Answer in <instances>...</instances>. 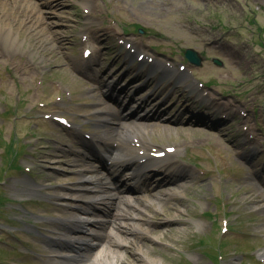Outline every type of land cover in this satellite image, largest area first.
<instances>
[{
    "label": "rangeland",
    "instance_id": "1",
    "mask_svg": "<svg viewBox=\"0 0 264 264\" xmlns=\"http://www.w3.org/2000/svg\"><path fill=\"white\" fill-rule=\"evenodd\" d=\"M33 1L37 7L33 18L38 19L33 27L18 32L19 42L13 46L0 41L1 49H8L0 57V178L4 180L0 203H7L0 209V264L56 263L49 240L59 231L60 219L69 217L79 204L65 193L72 191V197H78L74 187L80 167L70 170L49 153L72 157V149L84 150L82 133L99 134L125 120L143 123V129L150 123L142 145L175 147L172 160L189 177L160 187L155 178L152 188L124 194L131 201L149 196L152 207L135 212L139 216L135 219L158 231L153 239L134 238L137 245L128 239L129 244L121 247L124 264H142L137 260L142 255L153 259L151 264H264L255 257L264 252V0H60L59 5L54 0ZM99 28L108 34H102L92 68L85 70L98 75L99 58V80H113L114 86L103 84L93 91L95 81L77 72L72 62L82 61L83 48L93 47L87 39ZM120 40L135 44L146 54L144 59L131 58ZM189 47L205 56L202 66L186 63L184 52ZM147 56L155 58L152 64L171 65L196 76L205 82L203 91L194 83L196 78H171L173 71L151 67ZM213 57L224 65L217 66ZM149 69L154 72L151 76ZM128 83V94L115 90V85ZM145 83L148 87L139 90ZM131 94L136 100L131 101ZM145 97L154 102L141 104ZM100 99L126 107L117 106L120 116L102 123ZM137 104L143 107L135 113ZM156 105L164 111L160 118V111L153 112ZM208 113L225 117L211 120ZM53 114L67 116L75 128L47 117ZM27 150L31 155H25ZM23 157L24 164L32 167L30 174L24 173ZM92 157L84 156L87 164L102 167ZM103 169L100 172L107 174ZM128 174L124 171L117 183L123 184ZM170 187L180 194L170 199L176 207L166 203L172 214L164 216L156 208L165 194L157 193ZM56 191L62 195L55 196ZM22 200L26 201L17 203ZM98 207L107 211L108 206ZM227 222L229 230L223 232ZM104 223L107 233L111 223Z\"/></svg>",
    "mask_w": 264,
    "mask_h": 264
},
{
    "label": "bare ground",
    "instance_id": "2",
    "mask_svg": "<svg viewBox=\"0 0 264 264\" xmlns=\"http://www.w3.org/2000/svg\"><path fill=\"white\" fill-rule=\"evenodd\" d=\"M54 1H57L56 3L58 5L61 4L60 0ZM35 8L37 7L33 0H0V41H7L11 46L19 42L16 34L18 32L23 33L25 30L32 28L33 23H36L35 20H38L36 16L34 17L35 19L33 18ZM104 33L105 32H102V29L99 28L90 37V41L93 43H99L102 40L101 37ZM6 50L1 49L0 47V57L6 55ZM73 67L79 71L81 70L78 64H73ZM162 72H165V70L162 69ZM177 73L178 72L173 71L171 77L175 78L178 76ZM102 85V83L98 82L93 84V91L99 90ZM122 89L123 91H126L128 86L126 87L124 85ZM99 103L101 106L99 113H103L98 114L99 121L106 123L107 121L115 120V116L119 115V111L116 107H120V105L108 104L101 99ZM118 125L117 127L114 125L108 127L98 134L97 137L102 144L114 148L113 152L119 150L115 156L112 167L116 166L118 169L122 166H126V168H131L133 165L135 166V175L131 177L128 176L127 180H135L136 183L141 180V183L144 185L149 184V186H152L153 183L156 182L155 185L160 187L164 184L175 185L180 179L189 177L182 168L180 170L176 168L171 169L164 174L166 179L164 178V175V177H160L161 174H159L154 182H151L150 178L152 173L158 172L155 169V166L160 164L161 167H165L159 171V173H164L175 165H171V161L166 158L158 159L155 156H152L150 150L153 149H150L151 147L148 145L144 146L146 149L143 153H140L138 148L132 144L134 137L139 138L141 142L145 141V129L150 123H146L144 129L141 126L144 124L137 121L128 122L125 120ZM153 125L156 126L157 124L154 123ZM81 143L86 150L83 154L76 150H73V152L76 153L73 157L61 156L56 152L52 153V151L49 153L51 158L57 159L58 163H66L70 165V170H73L74 167H80L78 171L79 181L77 187H74L79 190L78 193L76 192V194H79L78 197H72V194H75L72 191L65 193L71 194L69 198L79 201V204L74 208L76 211L72 212L69 217L60 219L59 227H57L59 231L55 232L54 236L50 237L49 243L53 246L51 248V251L53 252L51 257L53 256V260L56 262L55 264H124L127 261L121 251V247L129 244L128 239H130L131 243L137 245L139 242L135 241L134 238L153 239L152 234L158 232L154 227H145V225H141L137 222L139 220L135 219L139 218L135 212L140 210L145 211L146 207L151 206L152 200L149 199V196L145 195L138 196L134 201L125 199L124 194L135 190H142V187L138 186L136 188L134 182H131L130 184L133 186L124 188L115 182L110 172L104 174L103 172H100V167L94 166L91 163L88 165L87 163L89 162L86 161L83 156L87 155L88 158H92L93 154L89 150V144L87 142L81 140ZM114 143H117L118 145L114 147ZM118 192L123 194H119ZM162 192L165 196L158 201V204L161 203V205L155 208L161 209L162 215L170 216L172 211L166 207V203L171 204L172 207H176L177 204L171 202L170 199L172 196L180 194V191L175 187H170L157 194ZM54 195L61 196L62 193L56 191ZM87 203H90L88 204L89 206H83V204ZM100 205L108 206L107 211L103 212L107 215L98 214L97 216L95 214L100 212L99 210H96ZM108 215H111L110 217L112 219L107 218ZM99 217H102V219H99ZM103 221L111 223V229L107 230V233L103 232ZM85 227H90L89 229L91 230H89V233L83 230ZM128 233L135 234L129 235ZM90 238L99 240L100 243H92L90 245L88 242V239ZM91 246H97L98 250L95 253H90L88 249H90ZM139 251L142 252L143 250L139 249ZM66 259H71L72 261L66 263ZM137 260H140L142 264H151L154 261L144 255H142L141 259Z\"/></svg>",
    "mask_w": 264,
    "mask_h": 264
},
{
    "label": "water",
    "instance_id": "3",
    "mask_svg": "<svg viewBox=\"0 0 264 264\" xmlns=\"http://www.w3.org/2000/svg\"><path fill=\"white\" fill-rule=\"evenodd\" d=\"M186 57H188L192 62L196 63V64H201V57L199 56V54L193 50V49H188L186 51ZM218 64H221V62L219 60H215Z\"/></svg>",
    "mask_w": 264,
    "mask_h": 264
}]
</instances>
